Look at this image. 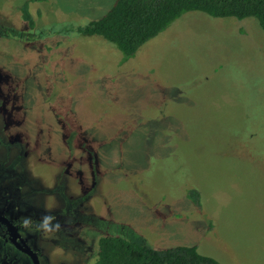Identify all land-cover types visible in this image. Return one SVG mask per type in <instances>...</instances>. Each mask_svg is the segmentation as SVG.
Instances as JSON below:
<instances>
[{
  "label": "rangeland",
  "instance_id": "374dc122",
  "mask_svg": "<svg viewBox=\"0 0 264 264\" xmlns=\"http://www.w3.org/2000/svg\"><path fill=\"white\" fill-rule=\"evenodd\" d=\"M115 1L0 0V164L21 152L3 182L47 221L33 242L46 264H96L131 231L264 264V29L188 11L126 59L79 32Z\"/></svg>",
  "mask_w": 264,
  "mask_h": 264
},
{
  "label": "trees",
  "instance_id": "16d2710c",
  "mask_svg": "<svg viewBox=\"0 0 264 264\" xmlns=\"http://www.w3.org/2000/svg\"><path fill=\"white\" fill-rule=\"evenodd\" d=\"M23 18L34 25L28 6ZM202 11L214 17L258 19L264 29V0H116L98 20L79 28L87 35L101 36L116 45L126 59L188 11ZM195 203L199 192L189 193ZM96 264H223L199 252L198 247L180 245L155 248L141 234L106 235L99 240Z\"/></svg>",
  "mask_w": 264,
  "mask_h": 264
},
{
  "label": "flooded vegetation",
  "instance_id": "af4514ba",
  "mask_svg": "<svg viewBox=\"0 0 264 264\" xmlns=\"http://www.w3.org/2000/svg\"><path fill=\"white\" fill-rule=\"evenodd\" d=\"M7 155L12 157V163H7L2 169L0 164V201H4L0 202V264H46L42 248L33 242V238L37 236L33 231L39 232L47 221L39 216L30 220L33 215H30L24 197L19 198L21 185L12 187L3 182L9 181L12 175L17 174L15 160L17 156H21V152L17 151L15 156L12 149ZM19 169L23 170L22 167ZM89 202L90 198L85 201L77 200L71 207H74L77 215H81L89 212L86 206ZM83 226L87 234L97 231L94 225ZM86 245L88 248L89 242H86Z\"/></svg>",
  "mask_w": 264,
  "mask_h": 264
}]
</instances>
